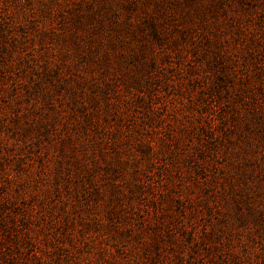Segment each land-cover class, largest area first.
Listing matches in <instances>:
<instances>
[{
    "label": "rangeland",
    "instance_id": "obj_1",
    "mask_svg": "<svg viewBox=\"0 0 264 264\" xmlns=\"http://www.w3.org/2000/svg\"><path fill=\"white\" fill-rule=\"evenodd\" d=\"M26 3L48 130L1 181L0 221L30 237L17 263L264 264V129L239 88L237 0ZM151 148L141 194L128 184Z\"/></svg>",
    "mask_w": 264,
    "mask_h": 264
},
{
    "label": "trees",
    "instance_id": "obj_2",
    "mask_svg": "<svg viewBox=\"0 0 264 264\" xmlns=\"http://www.w3.org/2000/svg\"><path fill=\"white\" fill-rule=\"evenodd\" d=\"M237 4L238 16L233 18L237 19L242 46L239 88L251 102L257 124L264 129V0H237ZM27 10L26 0H0V194L3 193L1 181L6 182L11 172L18 176L24 171L28 157L26 149L32 135L48 130L44 110L48 93L44 73L33 53L29 23L24 21ZM150 99L148 108L154 113V101L152 97ZM75 110L81 113L85 122L94 120L89 107L78 98ZM8 135L13 140L12 145L6 139ZM90 136L86 135L87 140ZM149 150L145 153L149 155L145 161L147 171L136 167L134 182L128 184L141 194L148 178L146 172L156 165V154L152 148ZM199 154L202 158L204 151L200 149ZM19 232L13 219L0 221V264H19L17 249L30 242L28 233L21 236Z\"/></svg>",
    "mask_w": 264,
    "mask_h": 264
}]
</instances>
